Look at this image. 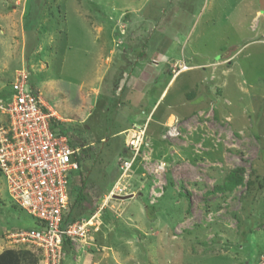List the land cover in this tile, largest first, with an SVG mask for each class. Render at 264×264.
I'll return each mask as SVG.
<instances>
[{
    "label": "rangeland",
    "instance_id": "rangeland-1",
    "mask_svg": "<svg viewBox=\"0 0 264 264\" xmlns=\"http://www.w3.org/2000/svg\"><path fill=\"white\" fill-rule=\"evenodd\" d=\"M21 69L80 150L62 264H264V0H0V94ZM32 229L0 175V253Z\"/></svg>",
    "mask_w": 264,
    "mask_h": 264
},
{
    "label": "built area",
    "instance_id": "built-area-1",
    "mask_svg": "<svg viewBox=\"0 0 264 264\" xmlns=\"http://www.w3.org/2000/svg\"><path fill=\"white\" fill-rule=\"evenodd\" d=\"M28 78L23 69L17 71L10 95L0 99V175L14 205L35 219L38 228L10 234L7 239L31 250L38 264H62L65 242L72 245L86 238L91 223L81 219L63 226L69 204L68 174L79 169L80 150L70 146L64 135L53 133L51 121L56 122L57 116L30 90ZM175 132L168 126L169 136L174 137ZM144 135L143 129L127 132L125 145L131 158L118 164L119 179L128 176L147 146ZM124 190L116 183L108 198L122 195Z\"/></svg>",
    "mask_w": 264,
    "mask_h": 264
},
{
    "label": "trees",
    "instance_id": "trees-1",
    "mask_svg": "<svg viewBox=\"0 0 264 264\" xmlns=\"http://www.w3.org/2000/svg\"><path fill=\"white\" fill-rule=\"evenodd\" d=\"M10 95V89L8 91H4L0 94L1 98H6ZM54 121H51V129L55 135H64L63 132L56 130ZM69 142V141H68ZM69 145L72 146L71 142H69ZM73 147V146H72ZM130 157V156H129ZM77 161L79 163V158H77ZM231 182L224 185V189H231L233 186L237 185L241 179L240 177H236L232 180L229 179ZM84 183L81 181V189L78 191L74 197V201L72 204H68V209L66 213L63 215V226L70 225L78 220L83 219H89L90 215L82 214V213H74V209L77 206H82L83 202H87V195L84 193ZM223 190V189H222ZM69 195V194H68ZM89 210H93V206L89 207ZM88 210V211H89ZM30 217V216H29ZM32 218V217H31ZM34 227L35 229L38 228V223L35 219H33ZM71 245L68 242H65L63 246V253L66 254V252L69 251ZM0 264H37V259L33 253L27 250H15V249H5L0 253Z\"/></svg>",
    "mask_w": 264,
    "mask_h": 264
},
{
    "label": "crops",
    "instance_id": "crops-1",
    "mask_svg": "<svg viewBox=\"0 0 264 264\" xmlns=\"http://www.w3.org/2000/svg\"><path fill=\"white\" fill-rule=\"evenodd\" d=\"M94 10H96L97 12H99L97 9H96V7H95V9ZM108 58H106L105 60H107ZM109 60V59H108ZM104 64H105V62H104ZM44 103V102H43ZM45 104V106L48 108V109H50V110H52L51 108H49V106L46 104V103H44ZM56 116H57V118L59 119V117H58V115L57 114H55ZM61 121H64V122H68V121H65L64 119H62Z\"/></svg>",
    "mask_w": 264,
    "mask_h": 264
},
{
    "label": "water",
    "instance_id": "water-1",
    "mask_svg": "<svg viewBox=\"0 0 264 264\" xmlns=\"http://www.w3.org/2000/svg\"><path fill=\"white\" fill-rule=\"evenodd\" d=\"M131 197H132V195L125 196V197L115 196L114 198H115V199H118V200H125V199H129V198H131Z\"/></svg>",
    "mask_w": 264,
    "mask_h": 264
}]
</instances>
